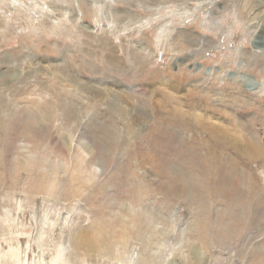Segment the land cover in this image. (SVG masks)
<instances>
[{
    "label": "rangeland",
    "instance_id": "obj_1",
    "mask_svg": "<svg viewBox=\"0 0 264 264\" xmlns=\"http://www.w3.org/2000/svg\"><path fill=\"white\" fill-rule=\"evenodd\" d=\"M92 143L115 155L94 178L111 174L113 187L79 180ZM148 157L197 186L210 177L204 211L155 190L136 197L123 180ZM0 163V264H22L19 244L24 264H61L62 245L76 263L74 226L90 235L106 216L115 255L80 264H264V0H0ZM225 174L227 189L252 193L230 199ZM121 201L150 218L141 233Z\"/></svg>",
    "mask_w": 264,
    "mask_h": 264
},
{
    "label": "bare ground",
    "instance_id": "obj_2",
    "mask_svg": "<svg viewBox=\"0 0 264 264\" xmlns=\"http://www.w3.org/2000/svg\"><path fill=\"white\" fill-rule=\"evenodd\" d=\"M28 92V91H27ZM27 92H25V93H27ZM55 92V91H54ZM56 95H58V94H56ZM7 104V103H6ZM37 104V103H36ZM37 105H39V104H37ZM47 105H49V103L47 104ZM46 105V106H47ZM40 106V105H39ZM50 106V105H49ZM38 107V106H37ZM41 107V106H40ZM48 107V106H47ZM46 107V108H47ZM51 109H52V106H51ZM69 109V108H68ZM68 109H67V111H68ZM49 109L47 108L46 109V111H48ZM55 110V109H54ZM51 111V110H50ZM41 111L39 110V113H40ZM45 112V111H44ZM32 113V112H31ZM30 113V114H31ZM48 113V112H47ZM59 113V112H58ZM18 114V113H17ZM26 114V113H25ZM28 115H29V113H27ZM26 114V115H27ZM41 114V113H40ZM43 115H44V113H42ZM41 114V115H42ZM48 114H50V113H48ZM55 114V112L53 113V115ZM127 114H129V113H127ZM3 115V114H2ZM25 115V116H26ZM32 115V114H31ZM34 115V114H33ZM52 115V112H51V114H50V116ZM52 115V116H53ZM30 116V115H29ZM55 116V115H54ZM53 116V117H54ZM18 117V116H17ZM16 118V117H15ZM25 119H27L26 117H24ZM42 118L44 119V117L42 116ZM52 118V117H51ZM35 119V118H34ZM31 120V119H30ZM46 120V119H45ZM18 121H19V119H18ZM31 121H34L33 119L31 120ZM42 121V120H41ZM48 121H50V120H48ZM52 121H53V119H52ZM28 122H30V121H28ZM35 122V121H34ZM34 122H32V123H34ZM43 122V121H42ZM46 122V121H45ZM26 123V122H25ZM35 123H37V121L35 122ZM34 123V124H35ZM52 123V122H51ZM54 123V122H53ZM39 124H41V123H39ZM44 124V123H43ZM43 124H41L40 126H42ZM46 124V123H45ZM44 124V125H45ZM9 125V124H8ZM36 125V124H35ZM49 125V124H48ZM53 125V124H52ZM33 125L31 124V123H28V128H29V130L31 129V131H32V129L33 128H31ZM39 126V127H40ZM25 127V126H24ZM36 127V126H35ZM44 127V126H43ZM44 129V128H43ZM34 130V129H33ZM42 130V129H41ZM46 130V129H45ZM48 130V129H47ZM38 131V128H37V130H35V131H33L34 132V134L36 133ZM38 133V132H37ZM36 133V134H37ZM40 133V132H39ZM45 133V132H44ZM168 133V132H167ZM42 134H43V131H42ZM39 135V134H38ZM221 136V135H220ZM214 137L216 138V137H218V136H215L214 135ZM224 137H226L225 136V134L224 133H222V138H224ZM107 139V138H106ZM114 139V138H113ZM71 141V140H70ZM69 141V142H70ZM110 141H112L113 143H114V146H117L118 148L120 147V145L119 144H117V142H115L114 140H112V139H109L107 142L110 144ZM150 141V140H149ZM234 141V140H233ZM237 141V140H236ZM247 141V142H246ZM68 143V142H67ZM66 143V144H67ZM236 144H238V145H240V143L239 142H235ZM249 143H252L251 142V139H249V140H247V139H245L244 140V145L245 144H249ZM72 145V144H71ZM92 147L94 148V152L91 154V156H90V158H89V160L91 161V163L90 164H92L91 165V168L89 169V170H87V171H85V172H82L81 171V169H80V172H82V173H84V177H82V179L81 178H79V180H81V181H83V180H86L85 181V185H86V187L87 186H91V189L90 190H94V189H99V187H101V188H108V186L109 185H111L112 187H113V185H114V183H111L110 181H108V180H110L111 179V174H110V176H109V178H108V180H107V182H105L104 184H102V185H96V183H95V177H96V175L97 174H99V172L100 171H102L103 173L106 171L107 172V170H108V168H109V166H110V163H112V161H114V159H115V155H113V152H112V154L108 151V148L107 147H103V144L101 143V146H98V145H96L95 143H92ZM245 147V146H244ZM212 148V147H211ZM242 149V148H241ZM243 150V149H242ZM247 150V149H246ZM201 152V151H200ZM200 152H193V158H195V161L197 162L195 165V167L196 168H199L201 171L205 168V162H202V159H203V154H202V152L200 153ZM248 153H252V149L251 150H249L248 151ZM107 154V155H106ZM30 155V154H29ZM103 155V158H104V156L106 157L105 159H102L103 160V166H100V165H98V163L96 162L97 161V159L98 158H100V156H102ZM149 155V154H148ZM207 155V154H206ZM80 156V155H79ZM209 156V155H208ZM212 155H210L209 157H211ZM217 156V155H216ZM208 157V158H209ZM34 158V157H33ZM207 158V157H206ZM206 158H204V160L206 159ZM30 159V158H29ZM79 159V158H78ZM215 159V158H214ZM148 160V161H147ZM192 160H194V159H192ZM217 160V159H216ZM144 164H142L141 165V167L139 168V169H137V170H135V172L133 173H131L130 171H127V172H130V173H128V174H126V177L124 178V182L126 183V184H128L129 185V187L130 186H132L131 187V189L133 188V187H135L136 189V192H135V195H136V197H138V198H140V199H144L145 198V196L148 194V193H150L151 192V190H155V191H157L159 194H163V195H165L168 199H170V200H176V199H178V198H181V202L182 203H184L185 204V206L187 205V203H190V202H192L191 204H194V205H197L200 209L199 210H201V211H204V210H202V209H204L206 206H208L207 204V201H205V200H203V198L205 197V195H207V194H209V188L210 187H208V183H207V180H208V178H210V177H204L203 179H204V181H203V183H202V185L200 184V186H197V184L195 183V182H193L192 180H191V176L189 177L188 176V174L182 169V168H180V167H177V166H175L173 163H172V160H170V159H168V158H164V163L163 164H159V163H157L156 162V160H155V157H148V159L146 158V159H144ZM207 161V160H206ZM213 161H215V160H213ZM212 161V162H213ZM148 162L151 164L150 165V167L152 168V169H150L152 172L150 173L149 171H148V167H146L147 165H148ZM216 162V161H215ZM220 162V161H219ZM234 162V161H233ZM29 163H32L31 162V160H30V162ZM217 163H218V161H217ZM216 163V164H217ZM219 164V163H218ZM218 164H217V166H218ZM233 164H235V163H233ZM0 165H1V163H0ZM219 165H221V164H219ZM90 166V165H89ZM185 166V165H184ZM214 166V165H213ZM233 166V165H232ZM127 167V166H126ZM81 168V167H80ZM120 168V167H119ZM228 168V167H227ZM120 170H121V168H120ZM127 170H129L128 168H127ZM211 170V169H210ZM221 170V169H220ZM224 170H227L226 169V167H225V169ZM229 170V169H228ZM227 170V171H228ZM233 170V169H232ZM208 171V170H207ZM231 171V170H230ZM242 171V170H241ZM122 173L124 172L123 170L121 171ZM140 172H142V173H144V175H145V181H143V182H147L148 183V185H147V190L144 192V191H142L141 190V181H140V179H139V177H138V174H140ZM203 172H205V171H203ZM218 172V171H217ZM234 172V171H233ZM201 173V172H200ZM230 173V172H229ZM240 173V172H239ZM81 173H79V171H77V173H76V176H79ZM197 174V173H196ZM201 174H203V173H201ZM209 174V173H208ZM214 174V173H213ZM245 174V173H244ZM199 175V174H198ZM205 175V174H204ZM211 175V174H210ZM209 175V176H210ZM215 175V174H214ZM218 175V174H217ZM247 175H249V174H247ZM88 176V177H87ZM97 176H99V175H97ZM141 176V175H140ZM202 176V175H201ZM223 176V175H222ZM236 176V175H235ZM237 176H239V175H237ZM199 177H200V175H199ZM97 178V177H96ZM248 178V177H247ZM201 179V178H200ZM199 179V180H200ZM220 179H222V177H220ZM234 178L233 177H231L230 175H224L223 176V180L224 181H222V182H220V186H218V190L219 189H222V187H225L226 188V190H225V192L224 193H226V194H228L229 196H230V199H232L235 195H242V197H246L248 194L250 195L251 193H252V189L251 190H249V191H246V190H244V189H240V188H237V187H234V189H227V186H228V184H231L232 183V180H233ZM118 180V179H117ZM120 180V179H119ZM157 180H159V182H156ZM212 180V179H211ZM214 180V179H213ZM122 181V180H121ZM237 181H239V179H237L236 180V182ZM70 183V185L69 186H72V185H75L74 184V179H71L70 178V181H69ZM201 182V181H200ZM199 182V183H200ZM213 182V181H212ZM235 182V183H236ZM255 182V181H254ZM95 183V184H94ZM215 183V182H214ZM217 183V182H216ZM244 183V182H243ZM137 185H139V187L137 186ZM252 185V187H253V184H251ZM250 185V186H251ZM115 186H117V185H115ZM143 186V185H142ZM240 186V185H239ZM249 186V187H250ZM120 187V186H119ZM144 187V186H143ZM216 187V186H215ZM100 188V189H101ZM115 188V187H114ZM116 188H118V187H116ZM211 188H212V186H211ZM214 188V187H213ZM253 189H254V187H253ZM126 190H127V188H126ZM215 190V189H214ZM67 191H68V189H67ZM75 191V190H74ZM130 191V190H129ZM220 191V190H219ZM77 192V191H76ZM100 193V192H99ZM126 193V192H125ZM82 194V193H81ZM225 194V195H226ZM55 195V194H54ZM76 195V194H75ZM150 195V194H149ZM77 196V195H76ZM104 195L103 194H101V197H103ZM132 196V195H131ZM228 197V196H227ZM115 198H117V197H115ZM131 198V197H130ZM108 199L110 200L109 201V203L111 204V203H114L115 201H118V200H116V199H114L113 197H108ZM228 199V198H227ZM120 200V199H119ZM124 200V199H123ZM201 200H203V201H201ZM249 200V199H248ZM173 201V202H174ZM124 204H127V209H128V216L127 215H120V216H122V218H128V220H129V218H131V220H132V224H134L135 226H136V228L135 229H133V230H137V232L138 233H141V229H143V226L145 225V224H149V223H151V220H150V218L148 217V215L147 214H141V213H139V211L137 210L138 208H136V207H134L131 203H130V205H129V203H125V202H123V201H121L120 202V206L121 205H124ZM139 204V203H138ZM99 206V205H98ZM97 206V207H98ZM126 206V205H125ZM140 206H141V204H140ZM258 206H260V205H258ZM102 207V206H101ZM187 207V206H186ZM109 208H108V206H107V203H105L104 205H103V207H102V210H108ZM126 209V210H127ZM142 209V208H141ZM99 210V209H98ZM125 210V211H126ZM129 210H130V212H129ZM140 210V209H139ZM112 211H109L108 212V215H110V216H112V213H111ZM159 213V212H158ZM257 213H258V215H259V218L257 219V220H259V221H264V200H263V203H262V205H261V207L260 208H258L257 209ZM121 214V213H120ZM125 214V213H124ZM42 215V214H41ZM150 215V214H149ZM206 215V214H205ZM205 215H204V217H205ZM237 215V218L239 217V218H243L244 219V215H241L240 213H237L236 214ZM114 217V216H113ZM112 217V219H113V222L115 221V219ZM115 217H117L116 215H115ZM152 217V216H151ZM121 218V217H120ZM247 218V217H246ZM96 219V218H95ZM118 219V218H117ZM153 219H154V217H153ZM206 219V218H205ZM98 220V219H97ZM96 220V221H97ZM42 221V220H41ZM100 224H99V226L98 225H96V226H98L97 227V231H94L93 233H91L90 235L89 234H87L86 235V232H85V230L84 229H82L81 228V223L78 225V226H74V228H73V234L77 231V230H79L78 231V233H77V235H76V239H75V248L76 249H79L80 251H84V255H82L81 257H77V256H72V258L74 259V262H76V263H73L72 261H70V259L68 258V257H66L65 256V250L63 249L64 247L66 248V246L64 245H62V247H61V249L58 251V253H59V256H58V259H57V261H59V260H61V264H80L83 260L85 261V257H93L94 258V256L96 257V256H107V258H111V257H113L112 255L114 254H111L112 252H114V251H112V247H113V245L115 246V244H114V242H112L111 240L113 239V236H115L114 235V229L111 227V221H110V219L108 218V216H106V217H104V218H102V219H100ZM116 222V221H115ZM95 223V222H94ZM41 224V223H40ZM49 223H47L46 225H48ZM113 225V224H112ZM146 225V226H147ZM73 225H71V227H72ZM132 226V225H131ZM49 227V226H48ZM95 227V226H94ZM133 227V226H132ZM132 227H131V229H132ZM199 228H200V226H198ZM203 226H201V228H202ZM132 230V231H133ZM203 231V230H202ZM207 231H203L202 232V234H201V237L202 238H204L205 239V242H207L208 243V235H207V233H206ZM39 233V232H38ZM43 228H42V230H41V236L43 235ZM113 233V234H112ZM262 233H264V231L262 232L261 231V234ZM76 234V233H75ZM260 233H259V235H261ZM83 235H85V236H83ZM73 236V235H72ZM258 236V235H257ZM74 238V237H73ZM138 239H140V238H138ZM142 239V238H141ZM141 239L139 240V241H141ZM238 240V239H237ZM70 242H72L71 240H70ZM39 244V243H38ZM45 244H46V242H45ZM64 244V243H63ZM205 245H207V244H205ZM45 245H42V246H40L39 247V250H43V247H44ZM26 246H24V247H21V245L19 244V247L17 246V252L16 253H14L13 254V260H15V261H21L22 262V264H24V260L26 259V257H25V255L26 254H24V252H27V250H26ZM74 248V249H75ZM114 250V249H113ZM202 251V250H201ZM262 251H264V250H262ZM15 252V251H14ZM261 252V251H260ZM259 252V253H260ZM122 254V253H121ZM115 255V254H114ZM203 257V255H201V256H199V258H202ZM51 259L49 260V261H51L50 263H52L54 260H52V257H50ZM118 259V257L116 256L115 257V259ZM92 259V258H91ZM116 259V260H117ZM87 260V259H86ZM143 260V258L141 257V259H140V262ZM202 260V259H201ZM205 261H207V260H205ZM45 261L43 260L42 261V263H44ZM60 263V262H59ZM116 263V262H115ZM118 263V262H117ZM148 263V262H147ZM207 263H209V262H207ZM84 264V263H83ZM205 264V263H204Z\"/></svg>",
    "mask_w": 264,
    "mask_h": 264
}]
</instances>
